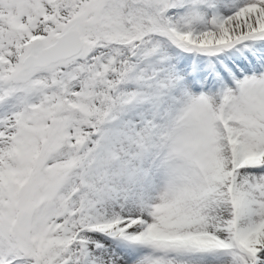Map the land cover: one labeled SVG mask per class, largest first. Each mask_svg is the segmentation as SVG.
Listing matches in <instances>:
<instances>
[{"label":"snow or ice","instance_id":"obj_1","mask_svg":"<svg viewBox=\"0 0 264 264\" xmlns=\"http://www.w3.org/2000/svg\"><path fill=\"white\" fill-rule=\"evenodd\" d=\"M0 264H264V0H0Z\"/></svg>","mask_w":264,"mask_h":264}]
</instances>
